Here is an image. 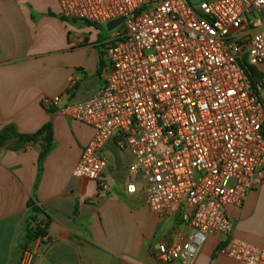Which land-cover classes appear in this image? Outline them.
I'll use <instances>...</instances> for the list:
<instances>
[{"label":"built area","instance_id":"obj_1","mask_svg":"<svg viewBox=\"0 0 264 264\" xmlns=\"http://www.w3.org/2000/svg\"><path fill=\"white\" fill-rule=\"evenodd\" d=\"M56 1L68 20L107 27L123 19L112 30L98 93L74 102L75 79L63 95L42 98L94 131L73 177L107 189L104 145L128 148L135 162L127 192L144 189L159 213L183 204L181 219L191 227L183 243L159 244L157 257L194 264L209 236L232 234L228 209L242 207L264 179V0ZM30 229L47 228L33 221ZM219 254L264 264V247L245 242H229ZM36 255L24 247L18 264H34Z\"/></svg>","mask_w":264,"mask_h":264},{"label":"crops","instance_id":"obj_2","mask_svg":"<svg viewBox=\"0 0 264 264\" xmlns=\"http://www.w3.org/2000/svg\"><path fill=\"white\" fill-rule=\"evenodd\" d=\"M61 17L56 0H0V132L13 126L34 134L51 124L53 140L41 162L42 141L20 150L14 140L0 147V264H18L28 246L37 251L34 264H165L158 245L181 244L191 232L181 219L185 206L159 213L150 209L144 189L128 193L135 158L116 140L101 151L108 159L107 189L73 177L94 131L42 105L43 97L63 95L75 79L76 96L95 91L109 69L112 31ZM228 213L232 234L209 236L194 264H242L219 254L232 241L264 247V179ZM34 218H47L48 242L30 238Z\"/></svg>","mask_w":264,"mask_h":264},{"label":"trees","instance_id":"obj_3","mask_svg":"<svg viewBox=\"0 0 264 264\" xmlns=\"http://www.w3.org/2000/svg\"><path fill=\"white\" fill-rule=\"evenodd\" d=\"M63 20H66V18L61 17ZM68 20V19H67ZM92 25L91 23H89ZM252 81L257 82L258 79L262 78L261 75L257 73H252ZM76 96V88L73 91L72 97L75 98ZM14 140L15 141V148L16 150L24 149L27 145L30 144H39L41 142V153H40V162L48 155L52 148L53 140H52V126L51 124H47L42 129H40L38 132L34 134H20L17 132V130L13 126H8L5 129H3L0 132V147H5L8 145V143ZM34 212L37 213L38 209L37 207L33 208ZM35 220V218L32 220V222ZM46 225L48 220L47 218L43 222ZM46 230H35L32 231L29 229V236L31 239H34L35 237L40 236L41 234H45Z\"/></svg>","mask_w":264,"mask_h":264},{"label":"water","instance_id":"obj_4","mask_svg":"<svg viewBox=\"0 0 264 264\" xmlns=\"http://www.w3.org/2000/svg\"><path fill=\"white\" fill-rule=\"evenodd\" d=\"M192 3H197L199 2L200 0H190ZM123 21V19H119V20H116V21H113V22H110L108 25H107V30L108 31H112L116 26H118L121 22ZM100 88H97L95 91H92L90 93H80L79 95H77L74 99V102H78V101H81V100H85V99H88V98H91L93 97L96 93H98Z\"/></svg>","mask_w":264,"mask_h":264},{"label":"rangeland","instance_id":"obj_5","mask_svg":"<svg viewBox=\"0 0 264 264\" xmlns=\"http://www.w3.org/2000/svg\"><path fill=\"white\" fill-rule=\"evenodd\" d=\"M103 29H104V31L106 32V35L110 34L109 32H107V29H106V28H103ZM261 99H262V101H263V103H264V90H263L262 93H261Z\"/></svg>","mask_w":264,"mask_h":264}]
</instances>
